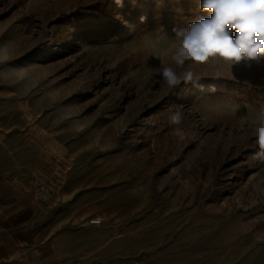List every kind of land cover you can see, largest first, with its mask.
Listing matches in <instances>:
<instances>
[{"label": "rangeland", "instance_id": "obj_1", "mask_svg": "<svg viewBox=\"0 0 264 264\" xmlns=\"http://www.w3.org/2000/svg\"><path fill=\"white\" fill-rule=\"evenodd\" d=\"M210 15L200 0H0V158L60 172L47 208L102 219L93 258L264 264V54L172 60L173 29ZM165 66L194 81L168 88Z\"/></svg>", "mask_w": 264, "mask_h": 264}, {"label": "crops", "instance_id": "obj_2", "mask_svg": "<svg viewBox=\"0 0 264 264\" xmlns=\"http://www.w3.org/2000/svg\"><path fill=\"white\" fill-rule=\"evenodd\" d=\"M84 220L41 204L28 175L0 158V264H119L92 257L107 237Z\"/></svg>", "mask_w": 264, "mask_h": 264}, {"label": "clouds", "instance_id": "obj_3", "mask_svg": "<svg viewBox=\"0 0 264 264\" xmlns=\"http://www.w3.org/2000/svg\"><path fill=\"white\" fill-rule=\"evenodd\" d=\"M200 7L211 15L186 29H173L179 42L172 56L175 65L183 67L186 61L203 64L213 58L231 67L242 60H258L264 54V0H200ZM160 77L170 89L182 81H194L192 71L181 76L170 66L160 69ZM182 119L180 111L168 117L171 125H180ZM175 131L179 133V129ZM252 135L260 149L257 155L264 156V118L254 126Z\"/></svg>", "mask_w": 264, "mask_h": 264}, {"label": "built area", "instance_id": "obj_4", "mask_svg": "<svg viewBox=\"0 0 264 264\" xmlns=\"http://www.w3.org/2000/svg\"><path fill=\"white\" fill-rule=\"evenodd\" d=\"M61 179L60 172L56 171L52 174H47L43 171H36L30 178V183L34 187V194L37 200L48 206L56 198L57 188ZM91 225H100L102 223L101 218L89 219Z\"/></svg>", "mask_w": 264, "mask_h": 264}, {"label": "bare ground", "instance_id": "obj_5", "mask_svg": "<svg viewBox=\"0 0 264 264\" xmlns=\"http://www.w3.org/2000/svg\"><path fill=\"white\" fill-rule=\"evenodd\" d=\"M207 106V105H206Z\"/></svg>", "mask_w": 264, "mask_h": 264}]
</instances>
